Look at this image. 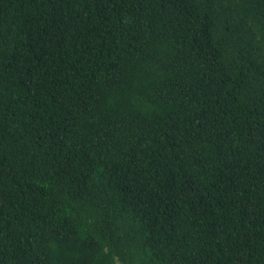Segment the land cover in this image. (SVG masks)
Segmentation results:
<instances>
[{"label": "trees", "instance_id": "obj_1", "mask_svg": "<svg viewBox=\"0 0 264 264\" xmlns=\"http://www.w3.org/2000/svg\"><path fill=\"white\" fill-rule=\"evenodd\" d=\"M0 264H264V0H0Z\"/></svg>", "mask_w": 264, "mask_h": 264}]
</instances>
